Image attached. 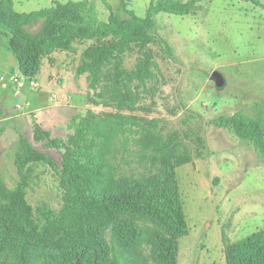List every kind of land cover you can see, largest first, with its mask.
Returning a JSON list of instances; mask_svg holds the SVG:
<instances>
[{"label": "rangeland", "instance_id": "374dc122", "mask_svg": "<svg viewBox=\"0 0 264 264\" xmlns=\"http://www.w3.org/2000/svg\"><path fill=\"white\" fill-rule=\"evenodd\" d=\"M67 1L14 0L15 9L26 12ZM149 1L127 0V7L144 16ZM86 2V22L107 19L102 0ZM108 2L116 11L120 0ZM40 27L38 20L28 29L35 33ZM151 32L170 44L171 57L149 44L150 74L127 82L128 102L114 86L112 64L104 67L96 90L88 88L85 75L75 78L81 51L90 41L73 43L67 50L73 57L69 76L80 106L72 117L86 110L95 114L101 131L93 148L101 170L99 193L136 183L165 188L173 180L189 227L178 238L177 264H226L225 241L264 227V156L250 141L211 121L237 111L249 117L264 112V9L245 0H201L195 14L158 13ZM138 56L135 48L127 51L124 68L133 69ZM212 72L221 84L210 78ZM72 117L51 127L32 121L12 127L0 121V178L8 186L19 179L14 156L21 136L55 164L36 162L28 172L26 199L36 219L41 205L55 213L62 206L58 168L64 147L35 139V129L65 144L73 134ZM131 252L138 264H154L149 245L138 244ZM2 260L13 262L9 252Z\"/></svg>", "mask_w": 264, "mask_h": 264}, {"label": "trees", "instance_id": "16d2710c", "mask_svg": "<svg viewBox=\"0 0 264 264\" xmlns=\"http://www.w3.org/2000/svg\"><path fill=\"white\" fill-rule=\"evenodd\" d=\"M200 1L150 0L144 16H138L127 7V0H120L116 11L108 0H102L109 10L107 19L86 22V0H68L30 12H17L12 0H0V36H8V48L20 73L33 78L41 69L42 59L52 52L90 41L81 51L75 74L85 75L88 88L96 90L104 67L112 64L114 86L121 99L128 102L127 82L150 74L149 44L171 57L170 44L151 32L154 17L161 12L195 14ZM245 1L264 9L259 0ZM38 20L41 27L33 33L28 27ZM134 48L139 53L136 64L133 69H125L124 54ZM94 117L91 110L75 114L69 123L73 134L65 144L50 138L49 131L35 129V139L64 147L58 168L62 206L55 213L46 204L41 205L38 219L26 199L28 172L36 162L56 167L25 137L18 139L14 164L19 179L8 186L0 178V264L5 252L10 253L12 264H138L130 250L143 243L150 246L154 264H177L178 238L187 235L189 227L176 183L170 180L165 188L136 183L99 193L101 170L93 148L101 131ZM211 122L250 141L264 156V112L249 117L237 111ZM108 228L109 239L104 234ZM223 252L226 264H264V227L234 242L225 241Z\"/></svg>", "mask_w": 264, "mask_h": 264}, {"label": "crops", "instance_id": "0c3cea01", "mask_svg": "<svg viewBox=\"0 0 264 264\" xmlns=\"http://www.w3.org/2000/svg\"><path fill=\"white\" fill-rule=\"evenodd\" d=\"M12 2L15 9L14 0ZM261 3L264 4V0H261ZM72 58L68 51H54L42 59L41 69L34 77L35 87L17 83L12 81L11 77L22 74L15 56L8 48V36L2 34L0 36V121L12 127L27 125L31 121L37 122L40 126L51 127L61 119L72 117L76 112L75 108L80 104V101L75 100V96H79L80 93L77 89H73V84L70 83L69 68ZM73 72L75 76V71Z\"/></svg>", "mask_w": 264, "mask_h": 264}, {"label": "built area", "instance_id": "2783aa9c", "mask_svg": "<svg viewBox=\"0 0 264 264\" xmlns=\"http://www.w3.org/2000/svg\"><path fill=\"white\" fill-rule=\"evenodd\" d=\"M12 81H15L17 83H25L27 85H30L31 87H35L36 86V81L33 77H27L24 75H20V76H13L11 77Z\"/></svg>", "mask_w": 264, "mask_h": 264}, {"label": "water", "instance_id": "95a60500", "mask_svg": "<svg viewBox=\"0 0 264 264\" xmlns=\"http://www.w3.org/2000/svg\"><path fill=\"white\" fill-rule=\"evenodd\" d=\"M210 78L213 79L217 84L222 83V78L217 74V72H212Z\"/></svg>", "mask_w": 264, "mask_h": 264}]
</instances>
